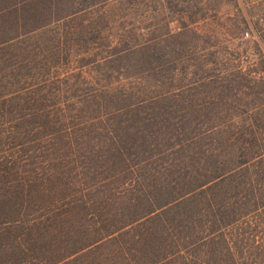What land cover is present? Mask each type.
Masks as SVG:
<instances>
[{
  "label": "trees",
  "instance_id": "trees-1",
  "mask_svg": "<svg viewBox=\"0 0 264 264\" xmlns=\"http://www.w3.org/2000/svg\"><path fill=\"white\" fill-rule=\"evenodd\" d=\"M175 2L0 0V264L260 263L264 79L246 138Z\"/></svg>",
  "mask_w": 264,
  "mask_h": 264
},
{
  "label": "rangeland",
  "instance_id": "rangeland-1",
  "mask_svg": "<svg viewBox=\"0 0 264 264\" xmlns=\"http://www.w3.org/2000/svg\"><path fill=\"white\" fill-rule=\"evenodd\" d=\"M173 6L188 8L193 19H187L205 37L208 47L226 60V67L234 80L233 98L230 102L231 119L234 132L244 131L250 137V123L254 121L248 110L249 89L238 87V76L251 73L257 79H264V0H176ZM186 4H183L185 2ZM183 2V3H182ZM178 3V4H176ZM134 15L133 22L154 27L158 23L171 21V28L176 31L180 24L177 15L160 16L155 9V0H150L146 14ZM168 18V19H167ZM144 19V20H143ZM264 89V84L262 86ZM260 129L264 135V91L260 93ZM241 127V129H239ZM263 167V166H262ZM260 182L264 186V171L261 170ZM264 243V241H263ZM264 253L258 264H264ZM249 264H253L252 261Z\"/></svg>",
  "mask_w": 264,
  "mask_h": 264
}]
</instances>
